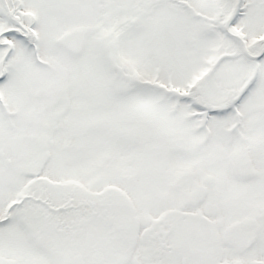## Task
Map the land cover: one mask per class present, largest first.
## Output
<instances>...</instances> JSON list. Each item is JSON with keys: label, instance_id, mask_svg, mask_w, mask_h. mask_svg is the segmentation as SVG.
I'll return each mask as SVG.
<instances>
[{"label": "snow or ice", "instance_id": "obj_1", "mask_svg": "<svg viewBox=\"0 0 264 264\" xmlns=\"http://www.w3.org/2000/svg\"><path fill=\"white\" fill-rule=\"evenodd\" d=\"M0 264H264V0H0Z\"/></svg>", "mask_w": 264, "mask_h": 264}]
</instances>
